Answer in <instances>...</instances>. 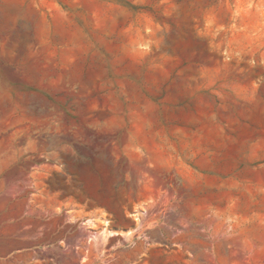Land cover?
Masks as SVG:
<instances>
[{"label": "rangeland", "instance_id": "1", "mask_svg": "<svg viewBox=\"0 0 264 264\" xmlns=\"http://www.w3.org/2000/svg\"><path fill=\"white\" fill-rule=\"evenodd\" d=\"M250 260L264 0H0V264Z\"/></svg>", "mask_w": 264, "mask_h": 264}, {"label": "bare ground", "instance_id": "2", "mask_svg": "<svg viewBox=\"0 0 264 264\" xmlns=\"http://www.w3.org/2000/svg\"><path fill=\"white\" fill-rule=\"evenodd\" d=\"M113 234V233H112ZM253 261L254 262H257L259 259H260V253L259 252H257V253H255L254 255H253ZM251 259V258H250ZM246 264H252V262H251V260L250 261H247V263Z\"/></svg>", "mask_w": 264, "mask_h": 264}]
</instances>
